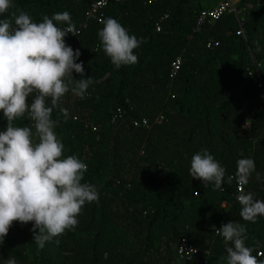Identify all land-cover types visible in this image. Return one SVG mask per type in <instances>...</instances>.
I'll list each match as a JSON object with an SVG mask.
<instances>
[{
  "label": "trees",
  "instance_id": "trees-1",
  "mask_svg": "<svg viewBox=\"0 0 264 264\" xmlns=\"http://www.w3.org/2000/svg\"><path fill=\"white\" fill-rule=\"evenodd\" d=\"M93 1L12 0L13 7L0 14V19H12L11 13L24 11L37 23L44 15L71 14L78 36L69 33L65 41L80 50L76 62H83L84 76L94 83L84 99L65 94L60 106L70 115L65 122L54 109V131L63 157L76 155L85 162L82 182L99 193L98 201L83 206L73 230L42 248L32 240L31 222H13L0 245V264L11 257L17 264H226L217 230L229 221L245 225L246 246L254 248L255 256L261 251L257 258L264 259V216L255 223L244 221L233 182H228L231 174L238 175L237 161L251 158L255 171L244 193L264 200L262 89L247 74L253 62L261 63L264 90V0H240L244 37L236 34L233 13L192 30L196 15L218 0L207 7L200 0L110 1L101 21L87 16ZM108 17L141 41L134 50L136 64L117 69L96 50L98 31ZM210 39L215 47L207 46ZM178 56L181 66L171 78L170 65ZM73 77L81 78L75 72ZM159 115L162 122L154 123ZM139 117H147L150 127H134L132 119ZM248 120L251 127L244 130ZM6 124L0 112V131ZM14 124L30 121L21 118ZM202 149L226 169L222 190L205 187L189 174L191 157ZM182 237L200 250L188 262L175 255Z\"/></svg>",
  "mask_w": 264,
  "mask_h": 264
},
{
  "label": "clouds",
  "instance_id": "clouds-1",
  "mask_svg": "<svg viewBox=\"0 0 264 264\" xmlns=\"http://www.w3.org/2000/svg\"><path fill=\"white\" fill-rule=\"evenodd\" d=\"M12 7V0H0V14ZM11 16L0 19V112L7 121L0 131V245L13 222H31L32 240L42 248L73 230L83 206L99 199L96 187L82 182L87 164L76 155L63 157L64 146L54 131L57 121L52 118L53 110L59 109L66 122L70 113L60 106L61 99L69 91L86 98L94 80L84 76L83 62H76L80 50L66 44L69 33L78 36L69 12L51 18L44 15L38 23L24 11ZM61 23L67 27L57 26ZM102 24L96 50H102L117 69L136 64L134 50L141 41L115 18L108 17ZM73 72L81 78H74ZM21 118L30 124L16 126L14 121ZM237 168L239 182L246 184L255 162L243 158ZM225 172L207 149L191 157L189 174L205 187L212 184L222 189ZM232 179L229 176L228 182ZM237 200L244 221L255 223L258 216H264V200L255 199L253 193L241 192ZM246 233L239 222L229 221L218 228L227 254L221 260L226 264H264V259L253 255L254 248L246 246ZM5 264L17 261L11 257Z\"/></svg>",
  "mask_w": 264,
  "mask_h": 264
},
{
  "label": "built area",
  "instance_id": "built-area-1",
  "mask_svg": "<svg viewBox=\"0 0 264 264\" xmlns=\"http://www.w3.org/2000/svg\"><path fill=\"white\" fill-rule=\"evenodd\" d=\"M110 1H120V0H94L87 12V16L90 18L97 19L98 21H101L104 9L107 6V4ZM240 0H218L213 6L209 8L202 9L195 17L194 27L193 31L198 32L202 29V27L205 24H212L222 16L226 14L233 13L238 21V29L236 31L237 35H240L244 37V30L242 27V20L243 17L240 15V10L238 8ZM167 18V13L162 15L160 17V20L156 22L155 24V30L160 31L161 30V21L163 19ZM86 26V24H83V28ZM217 45L216 41L209 40L207 42L208 47H215ZM182 59L181 57H176L170 65L169 69V76L171 78L175 77L177 75L178 70L180 69ZM261 72V63L253 62L252 66L247 68V74L249 77H251L257 88L262 89V99H263V125H264V90H263V83L260 77ZM73 120H77V116H73ZM163 120V116L159 115L155 118L154 123H161ZM151 121L147 117H139L132 119V125L134 127H142V128H149L151 125ZM86 126V125H85ZM251 127V122L248 120L243 125L242 128L244 130H249ZM93 129L95 127H92ZM264 130V126H263ZM230 176H233L232 182H233V188H234V199L238 202L237 196L244 192V184H241L239 182V176L231 174ZM222 190V189H220ZM194 249V251H193ZM176 258L180 261H191L194 257L198 256L200 250L197 246H195L193 243H191L187 238L182 237L176 246L175 250ZM261 256V251L257 252V257Z\"/></svg>",
  "mask_w": 264,
  "mask_h": 264
},
{
  "label": "rangeland",
  "instance_id": "rangeland-1",
  "mask_svg": "<svg viewBox=\"0 0 264 264\" xmlns=\"http://www.w3.org/2000/svg\"><path fill=\"white\" fill-rule=\"evenodd\" d=\"M200 2L202 6L207 7V5L210 6L211 4H214L215 0H200Z\"/></svg>",
  "mask_w": 264,
  "mask_h": 264
}]
</instances>
